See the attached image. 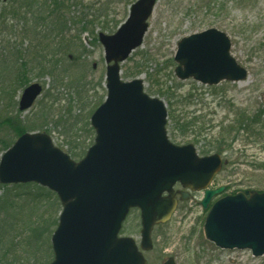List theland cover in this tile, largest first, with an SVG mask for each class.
<instances>
[{
  "label": "rangeland",
  "instance_id": "rangeland-1",
  "mask_svg": "<svg viewBox=\"0 0 264 264\" xmlns=\"http://www.w3.org/2000/svg\"><path fill=\"white\" fill-rule=\"evenodd\" d=\"M89 1L78 0V4H72L71 17L79 21L83 19L81 17L87 11L83 4ZM110 1L105 15L111 20L109 28L102 31V18L96 20L93 34L90 30L81 34L83 46L75 47L70 52L73 55L71 58L65 55L66 59L58 67L61 78L58 81L48 71L43 75L37 74L36 53H29L31 44L36 41L20 34L23 25L20 19L14 20L18 26L12 29L2 30L0 25V59L6 61L1 69L6 64L10 63V68L16 64L15 73L26 59L30 62L29 83L44 85L41 96L26 111L19 109V99L25 86L20 88L14 84L12 89L11 84L10 95L0 92V158L5 147L13 144L18 137L15 127L41 115H46V118H41V124L35 131H46L55 145L63 150L71 149L69 141L73 142L72 145H79V150L91 141L86 123H90L94 106L98 107L107 93L104 87L107 65L98 33H115L128 18L130 7L137 0ZM3 4L0 5V22ZM71 26L69 33L72 36L77 34V29L74 24ZM211 27L229 35L232 54L248 70L246 79L210 86L193 78L182 80L176 76L178 42L184 36ZM16 44L20 45L23 57L14 60L9 56V48ZM121 68L125 80L142 79L146 92L166 103L169 111L167 129L173 142L193 143L201 152L203 148L217 145L219 139H226L222 154L229 161L210 187L225 186V190L213 197L211 204L224 195L240 191H264V134L251 136L241 131L232 142L234 132H230V136L221 132V125L226 127L241 113L253 117L262 112L261 119L264 121V0H157L142 45L132 52ZM7 77L4 73V79ZM75 77H80L82 84L76 85ZM83 83L87 84L86 89ZM0 87H3L1 82ZM9 117L12 123H6L5 119ZM179 119L180 123L190 122V127H177L175 122ZM0 184L1 204L2 199L5 200V207L0 204V255L4 251L10 252L12 258L21 260L17 264L47 262L50 256L39 255L34 239H30L29 229H26L30 226L26 220L27 209L37 208L31 216V225L36 227L45 223L47 230L42 240L46 248L45 240L49 236L47 247L53 252L49 225H52V217L56 216L58 207L48 211L53 202L47 199L27 203L32 192L39 190L33 183H25L28 186ZM203 197V192L193 193L190 199L179 203L170 221L155 228L154 249L146 253L148 264H161L169 257H173L176 264H264V255L254 256L250 249L221 248L205 237L204 223L209 209L203 208ZM123 231L140 241L138 210L130 214Z\"/></svg>",
  "mask_w": 264,
  "mask_h": 264
},
{
  "label": "water",
  "instance_id": "water-1",
  "mask_svg": "<svg viewBox=\"0 0 264 264\" xmlns=\"http://www.w3.org/2000/svg\"><path fill=\"white\" fill-rule=\"evenodd\" d=\"M3 0H0V5ZM157 0H137L114 34L100 32L107 65V98L91 116L94 144L79 161L56 146L46 132L21 134L0 160V182H34L55 191L62 211L51 242L50 264H147L143 251L153 249V228L167 222L180 200L191 195L176 190H204L201 204L225 187L210 189L224 161L220 154L200 156L189 143H173L167 132L165 102L150 96L140 78H121V63L143 43ZM229 36L209 28L178 43L175 74L203 84L239 81L248 71L231 54ZM43 86L34 82L22 92L19 108L33 106ZM141 210L140 247L120 236L131 208ZM208 240L221 248L251 249L264 254V192L246 190L218 199L204 224ZM163 264H176L170 257Z\"/></svg>",
  "mask_w": 264,
  "mask_h": 264
},
{
  "label": "trees",
  "instance_id": "trees-1",
  "mask_svg": "<svg viewBox=\"0 0 264 264\" xmlns=\"http://www.w3.org/2000/svg\"><path fill=\"white\" fill-rule=\"evenodd\" d=\"M2 3L4 4L1 13V16H3L0 22L1 29H12L14 27H17L18 24L14 23V20L16 18L20 19L23 23L20 34H22L24 37L30 36L33 38V40L36 41L35 44H31L29 53H31L32 51H34V54L36 53L35 60L37 61V74L43 75L48 71V73L55 76L57 81L58 79H61L58 67L60 66L62 61L66 59L65 55H68L69 58H71L73 55L70 52H73V49L75 47L82 48L83 45L81 44V34L89 30L93 34V27L96 20L100 21L102 20V18L104 19V22L102 23V31L108 29L111 22V20H109L107 16H105L108 13L107 10L110 7V0H91L87 3H84L83 6L85 9H87V11L84 12L83 17H81L83 19H80V21L79 19H76V17H71L72 4H78V0H4ZM71 24H74L75 28L77 29V34H73L72 36L69 33L72 31ZM79 41L80 44L78 43ZM9 50L11 52L9 56L13 57L14 60L15 58L23 57V51L20 48V45L16 44L14 46H10ZM4 62L6 61L0 59V82L1 85H3V87H0V92L2 94L10 95L11 93L9 92V90L14 89V84L21 88L26 86L30 82L31 79L29 78V73H31V71L29 72L28 69L30 62L25 59L20 63V66L15 73L14 71L16 64L13 65V68H10L9 63V65L6 64V66L1 69V66H3ZM8 67L9 69H7ZM2 73L3 75L1 76ZM4 73H6L9 78L7 77L4 79ZM74 82L76 83V85H80L82 84V79L80 77H75ZM11 84L13 88L10 87ZM82 86L86 89L87 84L83 83ZM96 107L97 105L94 106V109ZM261 116L262 112H260L258 115H254L253 117L247 115L246 113H241V118L238 117L236 120H234V122L228 123L226 127L221 125V132L226 133L229 136L230 132H234L235 135L231 138L232 142L236 140L241 131L247 134L249 133V135L251 136L263 135L264 121L261 119ZM41 118L45 119L46 115L37 116L35 117V119H31L27 124L23 123L21 124L22 126L15 127L16 135L19 136L26 131H35L36 129H38V126L41 124ZM5 121L6 123H12V119L10 117L6 118ZM189 123L190 122L180 123V119L175 122L176 126L180 128H183V126L189 128ZM86 127L88 128V132L91 133V141L88 144H85L84 148L82 147V150L78 149L79 145H72L73 142L69 141L71 149L67 152L71 155V157L77 160L81 159L85 155L87 148L90 146L94 139L95 131L91 127L89 122L86 123ZM225 140L226 139L221 138L218 140L219 142L217 143V145H215L214 147L213 145H211L210 148H203L201 152L203 154H208L213 150L222 152V148L225 147V143L223 142ZM231 144L232 143H230V145ZM9 146H6L5 149H7ZM29 184H18L15 186H28ZM33 185L34 187H38L39 190L32 192L30 196L32 200L29 199L27 203L47 199L48 201L53 202L48 211L52 210L53 207H58L56 216L54 215L52 217V225H49L51 226V230L49 232V234L51 235L58 223L57 217L59 211L61 210V203L55 192L34 183ZM2 202L3 203L1 204L0 200V204L5 207V200L2 199ZM36 204L37 203H35V205ZM36 209V207L27 209L29 213L26 220L27 224H29L30 226H28L26 229H29L28 233L30 235V239H34L33 242L36 245V250L39 252V255L41 254L42 256H50L49 259H47V262H44L43 264H50L51 260L53 259V252H51L50 247H47L49 236L47 240H45L46 248L43 243L44 241L42 240L43 235L46 234L47 227H44V222L40 223V225L36 227L34 225H31V216L35 214ZM15 217L16 214L14 218ZM19 220H21V217L19 218ZM42 220L45 221V218H43ZM2 244H4V242ZM18 261L21 260L14 259V257L12 258L10 256V252L8 251H4V253L0 255V264H17Z\"/></svg>",
  "mask_w": 264,
  "mask_h": 264
},
{
  "label": "flooded vegetation",
  "instance_id": "flooded-vegetation-1",
  "mask_svg": "<svg viewBox=\"0 0 264 264\" xmlns=\"http://www.w3.org/2000/svg\"><path fill=\"white\" fill-rule=\"evenodd\" d=\"M177 188H180L179 186Z\"/></svg>",
  "mask_w": 264,
  "mask_h": 264
}]
</instances>
